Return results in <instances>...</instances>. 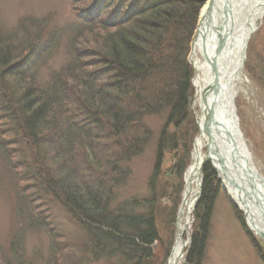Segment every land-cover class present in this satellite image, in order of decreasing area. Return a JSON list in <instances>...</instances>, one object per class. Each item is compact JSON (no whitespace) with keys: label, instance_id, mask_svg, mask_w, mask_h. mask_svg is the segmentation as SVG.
<instances>
[{"label":"rangeland","instance_id":"374dc122","mask_svg":"<svg viewBox=\"0 0 264 264\" xmlns=\"http://www.w3.org/2000/svg\"><path fill=\"white\" fill-rule=\"evenodd\" d=\"M108 1L111 2L110 8H107L104 2L101 4L100 0H0V30L7 42L12 41L13 44L10 45L18 44L19 47L17 50L9 49L14 51L16 58L13 57L15 60H12L8 71L5 68L3 83H0V264H8L11 261L13 262L10 264L129 263L118 251L112 250L110 256H107V251L93 247L86 227L46 188L45 182L41 181L38 166L34 161L36 154L34 156L31 145L24 140V132L17 122L11 120V116L2 110V84L6 83L8 89L14 90L18 97L34 81L38 91L48 89L49 85L50 90H54L60 87L59 82L64 78L66 94L60 97L61 102L51 110L49 117H66L69 122L72 120L74 123L83 122L84 118H87L75 104L70 93L74 90L80 93V100L83 95L92 98L91 101L94 102H86L91 110L107 109L99 94L92 96L99 92L106 97L118 93L108 72L100 73L103 71L101 68L105 67L101 62V50L103 51L106 41L105 30L115 31L120 27H130L136 20L123 26L106 25L104 22L107 16L113 13L118 4L114 0ZM207 1L200 0L198 6L196 4L198 8L184 29V35L176 39L175 43L167 45L169 52L166 55L170 57V62L164 63L165 69H162L167 71L163 82L168 85L174 74L176 81H180V76L179 79L177 77L183 59L189 63L192 74L188 79L189 90L186 94V120L182 121L181 127L173 124L165 126L172 107L161 101L162 98L148 95L143 110L144 123L132 125L131 129L135 126L133 131L125 134L126 140L123 142H135L133 147L137 148L138 152L117 165V168H123V171L118 175V182L113 185L111 203L114 208L127 207V211L142 219L155 217L160 209L162 212L166 209L171 212L172 207H176L177 217L183 202L185 173L192 162L194 140L199 134L197 117L201 114L197 101V73L191 61V53L200 26V12ZM102 5L106 7L103 8ZM82 7H91L95 12L93 21L96 20V23L93 26L79 19L77 11ZM255 25L256 29L248 40L243 67L248 81H245L235 99V109L245 143L258 168V175L264 179V14L257 18ZM137 26L134 24V28ZM55 32L54 47L44 55L38 56L37 48L40 43L37 37L44 34V38H47L50 33ZM22 39H26L29 45L23 46V43H20ZM33 47L36 52H33ZM34 55V64L25 76H9L13 71V63L25 56L32 59ZM78 64L84 79H80L81 77L73 71L71 74L68 72L69 67L78 68ZM171 67L175 69L170 70ZM3 68L0 65V69ZM162 70L154 74L152 72L148 83L154 84L155 75ZM85 79L96 84L97 88L90 89L85 84ZM182 80L184 78L181 77ZM142 87L137 86L139 89ZM160 87L163 89L165 86L160 84ZM139 105L141 103L134 109L142 107ZM166 135L169 138L175 137L178 149L172 150L169 143L163 144L161 163L157 167L160 140L167 138ZM85 137L79 139L76 153L85 155L86 151L89 163L93 164L96 153L92 155L89 150L87 152L85 141H88L89 136L85 134ZM106 137V133L97 134L94 139L97 148L110 146L117 150V145H124L122 141H112ZM49 156L52 154L49 153ZM182 165H185L183 171ZM216 173L218 193L199 264H264V237L250 226L247 213L232 200L222 177L217 171ZM202 179L204 182V172ZM200 196L192 210L194 218L188 226L189 234L185 235L186 239H190V244L186 247L187 253L181 264H191L188 262V253L199 227L197 204ZM170 233H158L152 246V256L143 258L142 264H169L177 241V232L174 230Z\"/></svg>","mask_w":264,"mask_h":264},{"label":"trees","instance_id":"16d2710c","mask_svg":"<svg viewBox=\"0 0 264 264\" xmlns=\"http://www.w3.org/2000/svg\"><path fill=\"white\" fill-rule=\"evenodd\" d=\"M114 1L118 4L113 13L107 16L104 22L106 25L123 26L136 20L133 27H120L115 31L105 30L106 41L103 51L101 50L102 56L100 55L105 67L101 68L103 71L100 73L108 72L118 93L109 94L107 97L100 95L103 94L100 92L95 95L91 92L87 94L93 97L99 94L102 103L105 102L107 105V109L91 110L86 102H94L91 101L92 98L83 95L81 101L80 93L74 90L70 93L74 97L75 104L87 118H84L83 122L74 123L72 120L69 122L66 117H49V113L61 102L59 99L66 91V78H64L59 82L60 87L54 90H50L49 85L48 89L38 91L35 81L30 82L29 87L18 97L13 92L14 90L8 89L6 83L2 84V110L11 116V120L17 122L24 132V140L31 145L34 156L36 154L34 161L38 166L41 181L45 182L46 188L52 191L66 209L86 227L90 241L94 244L93 247L107 251V256H110L112 250L118 251L123 259L129 262L128 264H142L143 258L152 256V246L157 240L158 233L162 231L170 233L175 230L176 207H172L171 212L168 209L162 212L160 209L155 217L149 219L134 215L127 211V207L114 208L111 203L114 194L112 188L119 180L118 175L123 171V168H117V165L127 161V158L138 152L137 148L133 147L135 142H124L127 133L133 131L132 129L138 124L144 123L143 110L148 95L160 97L161 101L172 107L165 126L173 124L181 127L182 121L186 120L188 104L186 94L189 90L188 79L192 74L189 63L183 59L179 73L176 71L178 79L180 76V81H176L174 74L168 85L163 82L167 71L162 69H165L164 63L170 62V57L166 55L169 52V48L166 49L167 45L171 42L175 43L176 39L184 35V29L191 22L198 8L196 4L198 6L200 0ZM100 2L101 4L104 2L107 8L111 6L108 0H100ZM105 5L101 7L105 8ZM77 15L79 19L87 21L90 26L96 23V20L93 21L96 14L91 7L78 9ZM134 24L138 26L134 28ZM44 37V34L37 37L40 43L37 48L38 56L44 55L54 47L56 32L50 33L47 38ZM11 42L4 39V33L0 30V65L4 67L0 69V83H3L5 68L8 71L12 60H15L13 59L14 51L9 49L19 48L18 44L10 45ZM20 43H23V46L29 45L26 39H22ZM32 49L36 52L35 47ZM34 60L35 55L32 59L25 56L17 63H13L11 66L13 71L9 76L13 78L25 76L32 68L30 66L34 64ZM79 64L78 68L69 67L68 72L71 74L73 71L82 79L84 76L79 72ZM174 69L171 67L170 70ZM160 70L162 71L155 75L154 84L148 83L152 72L154 74ZM181 77L184 80L181 81ZM88 81L85 84L90 89L97 88L96 84ZM160 84L165 87L162 89ZM137 86L143 87L139 89ZM140 103L139 106L142 107L134 109ZM132 125L135 126L131 129ZM100 133H106V139L124 141V145H117V150L110 146L97 148L94 139ZM85 134L89 136L88 141H85L87 152L89 150L92 155L96 153L93 164L89 163L86 151L85 155L80 152L76 153L80 143L79 139L86 138ZM166 143H169L172 150L178 149L174 136L161 139L157 167L161 163L163 144ZM49 153L52 156H49ZM183 169L185 165H182L181 170ZM203 172L204 182L197 204L199 227L193 236L192 246L188 253V262L191 264H199L202 257L210 216L218 193L217 173L212 165L207 163ZM153 203L155 205V200ZM153 203L152 206H154Z\"/></svg>","mask_w":264,"mask_h":264},{"label":"bare ground","instance_id":"6f19581e","mask_svg":"<svg viewBox=\"0 0 264 264\" xmlns=\"http://www.w3.org/2000/svg\"><path fill=\"white\" fill-rule=\"evenodd\" d=\"M225 1L230 3L231 13L227 18L229 22L220 24L215 14ZM261 14H264V0H208L200 12V26L191 53L197 73V101L201 108L197 117L199 134L194 140L192 162L185 173L183 204L175 227L181 236L177 238L169 264H181L187 253L190 239L185 235L189 234L188 226L194 218L192 210L202 192L206 160L205 163L212 162L216 166L228 194L247 213L250 226L264 237V185L258 182L259 171L245 143L235 109V99L248 81L243 70V54ZM214 88L218 91L217 96L213 93ZM212 105L217 119L212 121L210 139L204 133L205 111ZM208 139L214 150L206 155ZM223 167H226L227 175Z\"/></svg>","mask_w":264,"mask_h":264},{"label":"water","instance_id":"95a60500","mask_svg":"<svg viewBox=\"0 0 264 264\" xmlns=\"http://www.w3.org/2000/svg\"><path fill=\"white\" fill-rule=\"evenodd\" d=\"M213 6H214V4H212L210 7H211V9L213 8ZM230 13H231V7H230V3L228 2V1H225V2H223V7L220 9V10H217L216 11V18H217V20H218V22L220 23V24H226V21L227 22H229L228 20H227V18H229L230 17ZM223 19V20H222ZM222 20V21H221ZM214 90V94L217 96V93H218V91H217V89L215 90V88L213 89ZM205 117H206V126H205V130H204V133H206L207 134V136H208V138H210V132L212 131V125H213V120L214 119H217V115H216V113H215V110H214V106L212 105V107H210V108H206V111H205ZM211 139V138H210ZM212 150H214V149H212V146L209 144V139H208V141H207V144H206V155H209L210 154V152L212 151ZM207 161V160H206ZM205 161V162H206ZM219 161H221V160H219ZM205 162H204V164H205ZM211 164H212V166H213V168L216 170V171H218L217 170V168H216V166L212 163V162H210ZM223 169V171H225V173H226V167H223L222 168ZM226 175H227V173H226ZM256 176H258V182L259 183H261V184H263L264 185V179H262L261 178V176L260 175H256ZM231 181H233V179H230ZM234 182V181H233ZM255 194V193H254ZM183 204V203H182ZM182 204H181V207H182ZM180 210H181V208H180ZM179 216H180V211H179V214H178V217H177V222H176V225L178 224V221H179ZM258 233H260L259 231H258ZM261 234V233H260ZM262 235V234H261ZM181 235H180V233H178L177 234V238H179ZM159 237V236H158ZM181 239V238H180ZM177 241H178V239H177ZM177 241H176V243H177ZM174 250V249H173ZM172 254H173V251H172Z\"/></svg>","mask_w":264,"mask_h":264}]
</instances>
